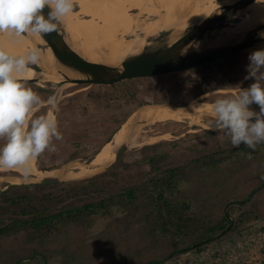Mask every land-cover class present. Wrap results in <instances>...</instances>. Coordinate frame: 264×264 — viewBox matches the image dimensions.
<instances>
[{
    "label": "rangeland",
    "instance_id": "rangeland-1",
    "mask_svg": "<svg viewBox=\"0 0 264 264\" xmlns=\"http://www.w3.org/2000/svg\"><path fill=\"white\" fill-rule=\"evenodd\" d=\"M131 12L135 18V32H130V28L122 38H133L136 33L143 35L144 29L148 30L147 37H154V27L144 22L153 16L137 15L135 9ZM249 53L232 54L233 57L217 63V72H210L202 64L158 88L132 92L130 101L122 90L88 84L60 86V89L48 85L45 89H50V93L35 90L42 101L35 115L51 113L62 135L61 140L52 142L55 151L46 150L40 155L43 163L38 162L58 168L74 159L90 157L86 160L90 161L106 141L124 127L132 111L136 112L146 102L163 101L178 93L193 99L208 91L201 99L208 102L235 95L240 88H247L253 82L244 79ZM39 82H26V87L52 81ZM57 93L58 101L52 106L48 98ZM168 102L185 105L175 98ZM112 115L119 117L115 118L114 125L108 122ZM139 125L141 131L136 139L139 143H134L115 164L98 174L83 180L34 183L37 185L1 183L0 189L11 197L27 193L31 198L35 195L49 199H34L33 202L40 211L56 212L85 202L106 200L109 203V199L127 186L139 185L138 190L146 188L149 191L152 178L164 176L161 169L175 168L180 172L174 178L175 186L165 187L162 197L157 196V192L148 196L137 192L133 204L110 203L96 215H86L55 229L35 231L25 224L16 232L0 236V264H144L152 260H160V264H202L210 251L230 245L236 234L231 231L233 226L244 232L246 228L264 224V143L257 145L254 151L243 144L233 147L223 132L203 129L189 116L181 121L151 124L140 121ZM11 171H1L0 175L19 174L8 173ZM2 195L0 204L4 205ZM165 201L189 203L190 209L185 213L194 219V224L188 231L176 235L173 229L163 232L154 225V222L158 224L161 219L169 218L156 215L157 206L163 204L164 210ZM3 207L0 206L2 224L30 218L21 213L19 205L6 207L5 204ZM224 213L232 222L230 229L209 244H203L205 250L201 255L192 251L189 247L200 241L195 239L201 235L206 237V229L218 223ZM172 216L175 221V215Z\"/></svg>",
    "mask_w": 264,
    "mask_h": 264
},
{
    "label": "bare ground",
    "instance_id": "bare-ground-1",
    "mask_svg": "<svg viewBox=\"0 0 264 264\" xmlns=\"http://www.w3.org/2000/svg\"><path fill=\"white\" fill-rule=\"evenodd\" d=\"M91 1L98 12L100 48L108 73L113 76L118 68H123L127 77L143 78L152 71L153 64L165 53L164 46L169 43L182 10L194 0ZM134 9L137 10V15L153 16L151 20H144V22L154 27V37H147L148 30L144 29L142 30L143 35L136 33L133 38H122L123 33L130 28V32H135L133 28L135 18H132L133 13L131 12ZM47 11L49 9L46 7L45 12ZM161 11L164 13L162 14ZM235 16L239 19L226 28L219 39L227 45L225 52H230L233 48L240 49L242 52L264 49V0H242L236 9ZM76 18L75 13H69L58 23L56 32L43 36L25 34L17 37L0 33V47L12 55H23L33 48L40 50L38 63L30 66L31 74L27 82L52 81L61 87L87 84L86 79L81 75L76 46V42L81 38ZM161 22L165 23L160 24ZM221 56V49L209 45L203 48L197 60L214 62ZM206 95L191 102L194 110L193 116L190 115L186 104H146L137 114L129 115L123 123L124 127L116 131L98 151L97 156L90 161L74 159L58 168H45L34 159L30 161L31 172L27 177L18 170L11 169L19 174L0 175V184H25L35 178L47 181H67L84 174H95L108 169L137 142L136 139L141 131L140 121H144L145 124L168 120L181 121L183 117L189 116L199 124H211L214 102L202 101L201 99ZM55 98L58 101V93ZM250 107L259 112L258 105L254 104ZM48 115L52 116L51 113L46 114ZM4 170L8 169H0V172Z\"/></svg>",
    "mask_w": 264,
    "mask_h": 264
},
{
    "label": "clouds",
    "instance_id": "clouds-1",
    "mask_svg": "<svg viewBox=\"0 0 264 264\" xmlns=\"http://www.w3.org/2000/svg\"><path fill=\"white\" fill-rule=\"evenodd\" d=\"M73 10L74 0H0V33L47 35L56 32L58 23ZM39 54L33 48L12 55L0 47V169H15L26 177L31 172L30 161L46 150L55 151L53 140L62 139L51 115H35L42 101L26 87L30 66L38 63ZM248 60L244 79L253 82L214 102L211 129L223 132L233 147L243 144L254 151L264 143V49L253 50ZM56 102L55 97L48 98L52 106ZM253 104L259 112L251 109Z\"/></svg>",
    "mask_w": 264,
    "mask_h": 264
},
{
    "label": "water",
    "instance_id": "water-1",
    "mask_svg": "<svg viewBox=\"0 0 264 264\" xmlns=\"http://www.w3.org/2000/svg\"><path fill=\"white\" fill-rule=\"evenodd\" d=\"M241 1L194 0L190 2L182 10L170 41L164 46L165 53L153 64L152 71L143 79H134L127 77L124 74L123 68H118L113 76L108 73L101 54L96 7L91 0H74V10L72 13L77 15L76 23L81 32V38L76 42L81 75L86 79L88 85L128 91L148 90L167 83L197 66L210 63L197 60L205 46L214 45L221 49L222 56L220 59L235 53H241L242 51L237 48H233L230 52H225L227 45L219 41L226 28L232 25L231 21H235V18H237L235 12ZM57 88L60 89L59 84H57ZM169 100H173V98H168L161 102ZM175 100L185 103L190 111V115L193 116L194 110L191 107V102L188 103L178 98H175ZM192 121L203 129L213 131L211 124H199L193 119ZM88 158L78 160L86 161ZM92 175L95 174H84L73 180H83ZM39 182L49 183L56 181L35 178L27 183ZM231 225L232 222L219 234L195 242L189 248L213 241L227 232Z\"/></svg>",
    "mask_w": 264,
    "mask_h": 264
},
{
    "label": "trees",
    "instance_id": "trees-1",
    "mask_svg": "<svg viewBox=\"0 0 264 264\" xmlns=\"http://www.w3.org/2000/svg\"><path fill=\"white\" fill-rule=\"evenodd\" d=\"M45 84L52 85L54 83L45 82ZM34 85L37 86V84ZM53 92L54 91H52V93ZM161 172L164 176L160 178H152L150 186L152 188L149 191L145 190L146 188L138 190L140 189L139 185L127 186L122 188V191L119 194H116L111 199H109V203H106V200H100L98 202H85L80 206H75L71 209L61 208L56 212H48L43 209L40 211L39 208H37V205L33 202L34 199L39 200L44 197H37L34 195L31 198L27 193L18 194L15 197H11L10 195L7 196L5 191L1 188L0 194H3L2 201L6 204V207L19 205L21 207V213H23V215H30V218L25 220H15L8 224H2L0 221V236L9 234L11 231L16 232V230L25 224L28 225L29 229H33L35 231L49 230L53 228L55 229L61 224L64 225L66 222L81 220L82 218L86 217V215H96L110 203L129 202V204H133V202L138 197L137 192H143V194L146 196L157 192L159 194L157 196L160 197L165 187L168 189L175 186L174 178H176L180 173L178 170L176 171L175 168L168 170L161 169ZM30 185L37 184L32 183ZM248 197H250V194ZM47 200L49 199H46V201ZM4 205L0 204L1 207ZM162 205L157 206L156 215L158 217L165 215L169 218L161 219V222L158 224L154 222V225L157 227L159 226L161 231L165 232L173 229L176 231L174 232L175 234L177 233L178 235H181L184 231H188L190 227L193 226L194 219H191V217L186 215L188 209H190L188 202L184 201L177 204H171L165 201L164 210L162 209ZM2 209H4V207ZM172 215H175V221L173 220L174 218L172 219V217H174ZM229 222L230 219L224 213V216L218 223L212 224L206 229V237L205 235H201L195 240H202L204 238L211 237L218 232H221L223 229H225ZM154 228L156 227L154 226ZM231 231H236V234L234 235V238L230 240V245L227 248H221L220 250H214L212 252L210 251L206 257V261L204 260L202 264H230V262L233 264H264V224L260 227L246 228L244 232L237 230V227L233 226ZM204 247V245H197L192 249V251L201 255L203 250H205ZM170 254L165 256L164 259H167ZM160 263V260H152L144 264Z\"/></svg>",
    "mask_w": 264,
    "mask_h": 264
},
{
    "label": "flooded vegetation",
    "instance_id": "flooded-vegetation-1",
    "mask_svg": "<svg viewBox=\"0 0 264 264\" xmlns=\"http://www.w3.org/2000/svg\"><path fill=\"white\" fill-rule=\"evenodd\" d=\"M235 19H239V18H235ZM231 23L233 24L234 23V21H231ZM228 25V24H227ZM230 57H233V55H229V56H226V57H224V58H222V59H219V60H217V61H214V62H210V63H206V64H203V65H205L206 66V68L208 69V70H210V72H217V63H219V62H221V61H224L225 59H227V58H230ZM234 57H236L235 55H234ZM213 63H215L216 65H214ZM210 67V68H209ZM188 73H190V71H188V72H186V73H183V74H188ZM207 74H213V73H208L207 72ZM143 78H145V77H143ZM177 78V77H176ZM176 78H174V79H172L171 81H173V80H175ZM171 81H169V82H171ZM165 84V83H164ZM33 85V84H32ZM48 85H50V84H42V85H37V86H35V85H33V90L35 91V90H38V91H42V92H44V93H50V89H45ZM52 85H55V86H57V84H52ZM163 85V84H162ZM162 85H160V86H162ZM94 86H96V85H94ZM160 86H158V87H160ZM49 87V86H48ZM158 87H156V88H158ZM105 88H108V87H105ZM108 89H112V90H118V91H120L121 89H116V88H108ZM153 89V88H152ZM149 90V89H148ZM144 91H147V90H139V91H128V90H122V92H125V93H127L128 94V100L130 101V98H131V93L132 92H144ZM205 93H209L208 91H205V92H202V93H200V95L198 96V97H200L201 95H203V94H205ZM168 98H178V99H181V100H183V101H185V102H188V103H190V102H192L194 99H197L198 97H196V98H193V99H189L188 97H186V96H182V95H180L179 93L178 94H174V95H169V96H167ZM164 99V98H163ZM139 101L140 100H142V99H138ZM141 102V101H140ZM159 102H161V101H157V102H146V104H154V103H159ZM164 103H172V102H168V101H165ZM146 104L144 105V106H146ZM179 104V103H178ZM138 105H140V104H138ZM180 105V104H179ZM135 109H138V108H135ZM142 108H139L136 112H134L135 110H133L132 111V113L130 114V115H135V114H137L140 110H141ZM154 109H156V108H154ZM119 118L118 116H115V117H113V115H112V117H111V119L112 120H110V119H108V122H110V124L111 125H114L115 124V118ZM123 121V120H122ZM121 121V122H122ZM3 144V141H2V143L0 144V145H2ZM37 159L41 162V163H43L42 162V159H41V156H39V157H37ZM40 163V164H41ZM43 165V164H42ZM41 165V166H42ZM44 166V165H43ZM45 168H50V166H44ZM8 173H14L13 171H11V172H8Z\"/></svg>",
    "mask_w": 264,
    "mask_h": 264
}]
</instances>
